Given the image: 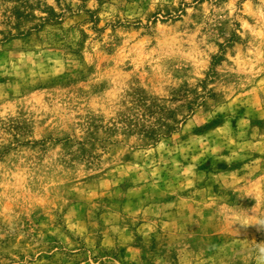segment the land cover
Returning <instances> with one entry per match:
<instances>
[{"label": "rangeland", "instance_id": "374dc122", "mask_svg": "<svg viewBox=\"0 0 264 264\" xmlns=\"http://www.w3.org/2000/svg\"><path fill=\"white\" fill-rule=\"evenodd\" d=\"M264 0H0V264H264Z\"/></svg>", "mask_w": 264, "mask_h": 264}, {"label": "clouds", "instance_id": "9594fccd", "mask_svg": "<svg viewBox=\"0 0 264 264\" xmlns=\"http://www.w3.org/2000/svg\"><path fill=\"white\" fill-rule=\"evenodd\" d=\"M261 251H264V249H262Z\"/></svg>", "mask_w": 264, "mask_h": 264}]
</instances>
